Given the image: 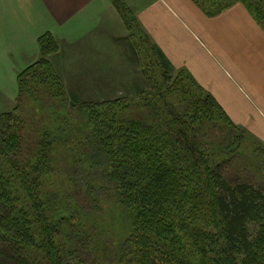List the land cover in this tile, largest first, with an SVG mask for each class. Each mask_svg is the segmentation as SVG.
<instances>
[{
    "label": "trees",
    "instance_id": "16d2710c",
    "mask_svg": "<svg viewBox=\"0 0 264 264\" xmlns=\"http://www.w3.org/2000/svg\"><path fill=\"white\" fill-rule=\"evenodd\" d=\"M112 1L144 34L124 0ZM193 1L208 16L241 2L264 28V0ZM143 36L148 84L90 102L69 95L46 57L57 40L40 36L43 56L18 74V100L39 101L43 89L83 117L68 144L59 128L30 138L19 106L0 113V264H264V144ZM240 157L246 173L233 182ZM111 204L124 232L104 251L94 242Z\"/></svg>",
    "mask_w": 264,
    "mask_h": 264
},
{
    "label": "crops",
    "instance_id": "0c3cea01",
    "mask_svg": "<svg viewBox=\"0 0 264 264\" xmlns=\"http://www.w3.org/2000/svg\"><path fill=\"white\" fill-rule=\"evenodd\" d=\"M5 1L0 0V13L14 17L13 11L6 9ZM39 1L52 19H56L59 28L45 27L35 32L34 40L38 42L42 32L51 31L59 43L67 44L73 63L84 64L88 79L99 78L93 74H100L104 68L108 58L107 39L111 35L129 38L137 51L124 52L123 56L142 70L143 55L112 0ZM124 1L149 42L168 61L170 71L187 69L215 96L237 125L264 144V28L248 8L237 2L215 16H208L193 0ZM80 27L92 28L79 34ZM93 41H96L95 47H92ZM63 51L66 50L60 48L56 55ZM92 62L96 65L91 66L96 68L94 71L89 68ZM105 81L104 89L92 86L95 95H108ZM67 91L69 95L80 94L69 88Z\"/></svg>",
    "mask_w": 264,
    "mask_h": 264
},
{
    "label": "rangeland",
    "instance_id": "374dc122",
    "mask_svg": "<svg viewBox=\"0 0 264 264\" xmlns=\"http://www.w3.org/2000/svg\"><path fill=\"white\" fill-rule=\"evenodd\" d=\"M28 1L29 0H6L5 2L8 5L6 9H11L14 17L0 13V113L13 110L15 107L19 106L25 125V132L28 136H31L30 138H32V135L34 136L46 129L53 134V132H57V128H59L61 131L57 133L60 135V141L66 139V143L70 144L77 136L76 133H72L73 124L82 122L83 113L81 117V112L71 106L69 98L66 102H63L62 98L58 96L51 97L48 95L47 91L40 89L38 95H40L41 100L38 101L39 98H32L34 96L31 97L32 99L24 98L22 101L18 100V74L28 65L41 59L43 56L38 45L41 35L38 37L37 42L34 40L35 32L45 27L55 26L53 29L59 28L56 19H52V15L49 11L42 8L39 0H35L34 3ZM124 2L126 3V1ZM1 9L2 8H0V10ZM130 14L133 18L136 17L131 10ZM124 21L127 28L135 34L132 40L134 42L136 41L140 49L142 48V70L136 69L137 66L133 63H128V60L123 56L124 52H132L129 38L124 36L122 39H118L115 37L116 35H111L108 36L107 39V62L105 61L103 65L104 68H102L100 74L96 72L93 74V76L97 75L99 78L93 80L88 79L89 72L84 70V64L80 63V65H77L73 63V57L70 56L67 51V44L59 43L58 39L55 37L59 48L47 54L46 57L54 64V68H56L57 72L63 76L67 86L66 88L80 93V101L90 102L126 97L130 99L136 95L135 93L137 92L136 88L138 85L142 86L145 83L148 84L146 82L144 69L145 63H148V59L152 58V53H148L150 46L136 23L130 29L125 19ZM4 24L7 27H3ZM88 28L91 29L92 27H80L78 31L79 34L87 31ZM41 34H43V32ZM95 44L96 41H93L92 47H95ZM60 48L66 51L56 55ZM91 66L95 67V62H92L89 66V68L94 71L96 68H92ZM75 68H79V70ZM103 80L107 82L108 95H95V90L92 86L104 89ZM63 128L68 130L63 131ZM246 163L247 161L241 157L231 163L227 171L228 176L231 177V181L236 182L243 179L242 176H245L246 173L243 168H245ZM248 163L250 164V161H248ZM246 170L247 173L250 171V173L255 172L252 168L248 167ZM250 178H252V182L258 180L257 175H254V173L253 175L250 174ZM114 218V211H112L111 204L102 212V219L98 222L97 227L99 234L95 236L96 241L94 242L96 245L101 244L104 251L108 248L106 243L110 246L113 244L114 246V243L123 236L121 233L124 231L119 230L122 224L120 225ZM108 224H111V227H106ZM251 228L256 235L259 228L256 225H252ZM91 239L93 240V237H91ZM97 252L99 253H95L96 260L101 258V256L97 258V255L102 254L100 250ZM84 253L85 252H82L83 256ZM101 259L98 260V263H100L99 261H101Z\"/></svg>",
    "mask_w": 264,
    "mask_h": 264
}]
</instances>
